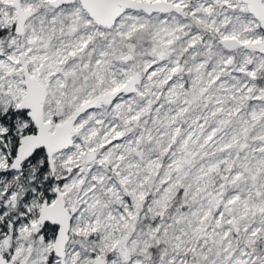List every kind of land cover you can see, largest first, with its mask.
I'll return each mask as SVG.
<instances>
[{
	"label": "snow or ice",
	"instance_id": "1",
	"mask_svg": "<svg viewBox=\"0 0 264 264\" xmlns=\"http://www.w3.org/2000/svg\"><path fill=\"white\" fill-rule=\"evenodd\" d=\"M0 264H264V0H0Z\"/></svg>",
	"mask_w": 264,
	"mask_h": 264
}]
</instances>
